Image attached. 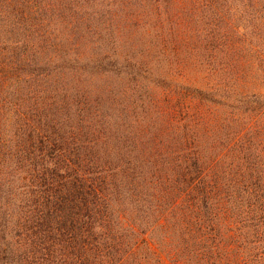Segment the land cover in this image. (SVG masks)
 Here are the masks:
<instances>
[{
	"label": "trees",
	"instance_id": "trees-1",
	"mask_svg": "<svg viewBox=\"0 0 264 264\" xmlns=\"http://www.w3.org/2000/svg\"><path fill=\"white\" fill-rule=\"evenodd\" d=\"M0 264H264V0H0Z\"/></svg>",
	"mask_w": 264,
	"mask_h": 264
},
{
	"label": "rangeland",
	"instance_id": "rangeland-1",
	"mask_svg": "<svg viewBox=\"0 0 264 264\" xmlns=\"http://www.w3.org/2000/svg\"><path fill=\"white\" fill-rule=\"evenodd\" d=\"M118 51H131V48L129 47V45H124V46H122V44H121V49L118 50ZM1 53H6V51H1ZM191 70H192V69H191ZM192 73H196V72H194V71L192 70Z\"/></svg>",
	"mask_w": 264,
	"mask_h": 264
}]
</instances>
